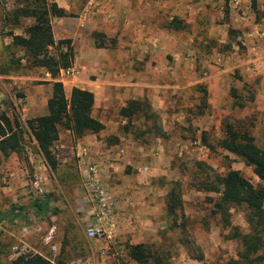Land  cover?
I'll use <instances>...</instances> for the list:
<instances>
[{
    "label": "crops",
    "instance_id": "obj_1",
    "mask_svg": "<svg viewBox=\"0 0 264 264\" xmlns=\"http://www.w3.org/2000/svg\"><path fill=\"white\" fill-rule=\"evenodd\" d=\"M47 2L55 4L66 14L65 17L50 20L53 42L68 40L72 49L70 68L73 73L67 77L69 78L67 85L63 84L62 78H58L63 84L64 94L68 97L72 88L90 92L94 99L91 116L103 125V129L97 134H87L78 139L69 131L58 129L57 140L52 146L58 157V165L55 170L48 168L47 176L41 172L35 176L41 178L46 189L60 195L61 200L58 204L63 207L58 215H66L68 224L74 226L70 225L65 229V238L69 244H74L76 240L84 239L81 220L89 221L90 217L86 207L82 213H76L79 198L77 189L75 186L72 187L73 183L81 185L83 169L90 161L103 164L104 181L109 172L105 165L107 161L114 164L116 162L118 170L121 166L134 162L133 158L138 152L128 136H124L126 120L118 115V110L127 101L144 99L151 108L163 113V117L167 113V120L173 117L177 120L182 116L183 110L171 113L168 106L176 97L175 90L180 91L178 94L186 95L184 93L186 88L190 91L194 89V83L183 85L184 80L181 79L179 83L178 77L175 76L177 69L183 70L184 78L190 76V64L195 61L192 43L196 42L200 46L212 41L225 44L229 42L230 33L235 39L230 49L234 53H242L239 54L238 61L242 78L249 79L254 76L257 90L264 91V0H47ZM11 8H14L12 3L0 0V57L2 62L9 59L10 54L6 50V47H9L14 50L13 56L19 58V65L22 67L26 64L24 53L19 48L10 47L11 37L6 33L21 36L24 29L32 25L34 20L29 17L20 18L16 24L3 25L2 13ZM221 60L217 55V62L214 65L220 64ZM207 65L212 67L208 63ZM35 72L42 76L41 80L47 89V94L43 98L37 95L39 86L34 84L38 80ZM212 73L213 71L207 79V102L215 115L214 96L219 91H225V87L224 79L219 75L211 76ZM8 78L18 84L25 95L20 108L22 116L29 118L44 116L46 101L51 93L48 74L40 69H31L22 76L10 74ZM234 83L235 79H232L229 88L238 91ZM168 125L167 127L162 125L163 130L168 129ZM113 136L117 137V140L110 145L109 139ZM75 144L87 147L89 158L85 162L74 158L71 147ZM32 145L37 150L33 140ZM119 151L122 153L119 154ZM148 156L154 154L149 153ZM3 159L0 163V176L6 175L8 185L0 186V206L14 201L16 196L23 195V186L27 182L24 178L26 171L17 161L15 154ZM43 169L45 170L44 166ZM142 176L143 173L133 177L121 175L108 180L113 185L114 214L117 220L114 242L110 243V248L115 242L124 239L128 245L144 244L150 237L155 236L156 230L163 228L160 219L162 209L155 198L159 195L156 188L152 186L141 188L135 184L137 180L141 182ZM151 176L149 173L148 177ZM2 180L3 176L0 177V182ZM52 205L55 206V201L49 200V208ZM64 207L67 208L65 213ZM6 210L3 209L1 213ZM56 216V214L51 216L53 223L47 226L46 234H43L42 238L55 236V239H61L62 232L56 223L60 218L56 220ZM44 242L42 245L45 247ZM105 252L106 254L102 256L100 251L99 260L93 264H109L107 260L110 257L107 256V251ZM92 256V252L87 253L84 260L79 263L73 262L69 257L63 262L90 264Z\"/></svg>",
    "mask_w": 264,
    "mask_h": 264
},
{
    "label": "rangeland",
    "instance_id": "obj_2",
    "mask_svg": "<svg viewBox=\"0 0 264 264\" xmlns=\"http://www.w3.org/2000/svg\"><path fill=\"white\" fill-rule=\"evenodd\" d=\"M7 1L14 6V0ZM228 40L229 42L225 44L212 41L200 46L197 45L196 42L192 43L194 45L193 54L195 61H192V64H190V76L184 78L182 69H177L175 76L178 77L179 83L181 79L182 81L184 80V83H182L183 85H191L194 83V89L190 91L186 88L184 90L186 95L178 94L180 91L175 90L176 92L174 95L176 97L171 100L168 106L170 107L168 111L171 113H179V111L183 110L181 113L182 116H180L179 119L177 118V120L174 117L171 120H167V113H165L166 115L164 114L163 117V113L151 108L157 120L154 121L152 119L151 122L148 123V126L152 125V129L155 128V126H160L162 133H164L163 136H158L153 130L146 135L140 134V131L144 129L142 118L139 116L131 118L130 122L124 125V127L127 128L124 131V136H128L130 139L132 146L138 152L137 156L133 158L134 162L131 165L125 164L121 166L116 173H111L109 171L106 174L107 179L105 178V184L113 193V185L108 182L109 179L113 178V176L121 177V175H130L133 177L140 174L137 169L139 167L137 166L147 165L148 170L143 173V179L141 182L137 180L135 184L141 186V188H148V186L156 188L159 195L155 198L162 209L160 219L163 222V228L156 230L155 236L152 238L150 237L144 244L156 246L162 239L165 247L168 248L172 256L170 264H227L230 259H235L236 257V242L234 240L224 239L228 234L229 228L224 226L219 215L211 214V204L205 200V197L214 198L215 195L197 192L190 187V181H192L198 173L196 162H203L205 164L208 175H210L211 172L223 175L230 169L238 171L239 174L253 186L260 184V181L253 174L250 166L245 165L243 160L239 157L227 153L217 146V142L223 136L224 126L230 124L235 126V128L247 131L253 139V144L260 149L263 148L262 126L264 124V91L257 90L254 76L249 79H245V77L242 78L240 74L241 68L239 67L240 62H238L240 58L239 54L242 53H234V51L230 49L231 43L235 42L234 36L230 33H228ZM197 42L199 43L198 40ZM217 55L220 56L222 60L220 64L214 65L217 62ZM1 56H3L2 52ZM1 58L2 57H0V112L5 113L9 117L14 116L21 122L32 119L28 116H22L20 108L22 99L25 95L18 84L10 80L8 78L9 75L4 73V65L6 62H2ZM207 63L212 67L210 68ZM212 71L213 73L211 76L219 75L224 79L223 85L225 87V91H219L214 96L216 105L215 115L212 113L213 110L209 108L210 106L207 102V79L210 77ZM34 74L38 76V80L34 83L39 86L37 87V95L43 98L47 94L45 83L41 80L42 76H40L39 73L35 72ZM62 79L63 84L67 85L69 78ZM232 79H235L233 85L239 89L238 91L236 89L235 91L234 88H229L232 85ZM174 82L175 81H173V83ZM177 86L179 85H176V87ZM203 96L206 99V108H203L201 110V115H199L197 112V105L199 104L200 98ZM183 105L187 106L184 107ZM167 121H169V123H167ZM162 125L164 127L168 125V129L163 130ZM115 140H117V137H111L109 139L110 145L114 144L116 142ZM156 141H158L157 143L159 146H156ZM208 146L212 149H209ZM149 153L154 154V156H148ZM11 154H15L18 159L17 161L26 171L24 178L27 182L23 186L24 194L16 196L14 201H9L8 204L6 203L4 206L1 205L0 213L3 209L6 210L10 207L29 204L31 199L29 184L40 172L45 176L49 173V167L45 164V161L37 152L35 146L32 145L30 136L25 135L22 148L16 153ZM28 157L30 159H28ZM3 160L5 161V159ZM49 169L55 170V168ZM149 173L152 174L151 177H148ZM1 176H3V180L0 182V186L8 185L7 178H5L6 175L4 177V174H2ZM37 178L40 180L43 189L40 197L43 198L49 195V200L52 202L55 201V206H50V210L43 217H39L32 210H28L21 213L23 217L20 220L0 221V264H11L14 259L25 254H41L49 260H58L63 264V260L69 257L73 262L77 261L79 263L84 260L87 253L91 252L93 253V259L90 261V264H93L95 261L99 260V252L103 250L107 251V256L110 257L109 260H107L109 264H135L126 256V246L128 245L126 239L121 242H115L111 248L109 247L110 243L89 241L85 237L80 241L76 240L74 244H69L65 238V229L71 224H68V218H65L66 215H58L61 211V207H63V205L59 206L58 204L61 197L46 189L41 178ZM170 182L180 183L182 210L186 221L185 235L189 237L197 247L193 256H200V260L198 261L190 259L181 247V235H179V230H166V224L163 220V202L168 189V183ZM73 186L77 189V198H79L76 206L78 212L76 213L80 214L82 213L80 210H84L86 207V197L81 185L73 183L72 187ZM66 210L67 208L64 209L63 213H65ZM55 214L57 215L56 220L60 218L56 223L62 232L61 239H55V236L53 238L44 239L42 236L46 234L45 231L47 230V226L53 223L50 218ZM167 221L169 223L172 221V218L167 219ZM81 223L84 231L85 221L81 220ZM177 223L178 222H176V224ZM228 223L230 226H237L245 230L246 225L244 223L242 207L229 210ZM70 227L74 226L71 225ZM42 242L45 243V247L42 245ZM103 247L105 248L103 249ZM104 254H106V252H104ZM104 254L102 256H104Z\"/></svg>",
    "mask_w": 264,
    "mask_h": 264
},
{
    "label": "trees",
    "instance_id": "obj_3",
    "mask_svg": "<svg viewBox=\"0 0 264 264\" xmlns=\"http://www.w3.org/2000/svg\"><path fill=\"white\" fill-rule=\"evenodd\" d=\"M66 14L55 4L47 0H14V8L3 12V25L16 24L20 18H32L34 23L26 27L21 36L11 37V48L23 51L25 66L19 65V58H15L14 50L6 47L10 57L4 65L6 75L22 76L28 70L40 69L48 74L51 93L46 101V114L41 117L19 121L14 116H7L0 112V163L11 153H16L23 146L25 135L35 142L38 153L45 164L54 169L58 165L57 156L52 146L57 140L58 129L69 131L78 139L87 134H97L103 125L91 116L93 95L85 90L72 88L68 97L65 96L63 86L58 79L59 71L70 68L72 49L68 40L53 42L50 20L65 17ZM204 95V93H203ZM242 106V105H240ZM206 108V99L201 97L197 105L199 115ZM150 105L143 100H130L118 110V115L126 120V124L133 117H140L144 122V129L140 134L146 135L152 130L163 136L160 126L152 129L148 123L157 120ZM127 128L125 127L124 130ZM204 141V139H203ZM263 148L253 144L252 137L245 130L227 124L224 126L223 136L217 146L227 153L239 157L244 164L252 168L253 174L260 184L253 186L244 179L238 171L227 170L223 175L206 172L203 162H196L197 175L190 181V187L204 194L211 193L215 197H205L211 204V214L219 215L225 227L229 228L224 239L234 240L237 244L235 259L227 264H264V124L262 126ZM108 143V142H107ZM110 144V141H109ZM209 149H212L208 146ZM180 183H168L164 197V221L166 230H179L181 247L187 256L195 261L200 256H193L197 249L194 242L185 235L186 221L183 216ZM242 207L244 213L245 230L228 223L229 210ZM32 210L42 217L50 210L49 195L41 198L33 197L25 206L11 207L0 214V221L20 220L21 213ZM172 218L168 223L167 219ZM176 222H178L176 224ZM126 256L135 264H170L171 253L161 239L158 245L136 244L126 246ZM11 264H63L52 261L38 254L20 255Z\"/></svg>",
    "mask_w": 264,
    "mask_h": 264
},
{
    "label": "built area",
    "instance_id": "obj_4",
    "mask_svg": "<svg viewBox=\"0 0 264 264\" xmlns=\"http://www.w3.org/2000/svg\"><path fill=\"white\" fill-rule=\"evenodd\" d=\"M71 68L62 69L59 71L58 78H67L72 75ZM71 152L78 161L87 160L89 152L85 145L75 144L71 147ZM122 151H119V154ZM115 164H117L115 162ZM111 161L106 162V167L111 173L118 171L117 166ZM103 164L98 161H90L83 169V177L81 186L85 193V206L89 211L90 220H85L84 237L89 241H101L104 243H111L114 240L117 220L114 214V197L111 190L103 180ZM147 165H141L138 172H147ZM29 194L33 197L41 196L42 185L37 177H34L29 184ZM81 209L80 211H82ZM53 249V248H52ZM105 250L101 251L103 255Z\"/></svg>",
    "mask_w": 264,
    "mask_h": 264
}]
</instances>
